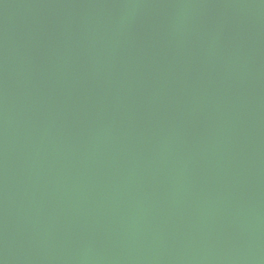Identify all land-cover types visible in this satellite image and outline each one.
<instances>
[{"label": "water", "instance_id": "95a60500", "mask_svg": "<svg viewBox=\"0 0 264 264\" xmlns=\"http://www.w3.org/2000/svg\"><path fill=\"white\" fill-rule=\"evenodd\" d=\"M0 264H264V0H0Z\"/></svg>", "mask_w": 264, "mask_h": 264}]
</instances>
